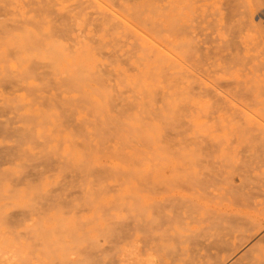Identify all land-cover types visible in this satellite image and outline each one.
<instances>
[{
	"label": "rangeland",
	"instance_id": "obj_1",
	"mask_svg": "<svg viewBox=\"0 0 264 264\" xmlns=\"http://www.w3.org/2000/svg\"><path fill=\"white\" fill-rule=\"evenodd\" d=\"M255 2L0 0V164L6 152L16 160L0 179L9 243L40 250L30 216L58 202L78 223L91 215L97 234L72 248L105 249L95 264H217L206 246L217 235L233 242L236 228L217 209L246 192L239 175L264 190L253 172L264 159V0ZM173 223L198 242L161 244Z\"/></svg>",
	"mask_w": 264,
	"mask_h": 264
},
{
	"label": "bare ground",
	"instance_id": "obj_2",
	"mask_svg": "<svg viewBox=\"0 0 264 264\" xmlns=\"http://www.w3.org/2000/svg\"><path fill=\"white\" fill-rule=\"evenodd\" d=\"M189 1V0H188ZM200 1V0H199ZM202 1V0H201ZM254 3H256V0H253ZM50 2V1H49ZM48 2V3H49ZM198 2V1H197ZM47 3V5H48ZM170 3V1H169ZM172 3V2H171ZM260 3V2H259ZM258 5V2H257ZM262 6V5H261ZM56 7V6H55ZM217 9V8H216ZM258 9V7H257ZM263 9V8H262ZM57 10V9H56ZM221 10V9H220ZM58 11V10H57ZM222 11V10H221ZM59 14V13H58ZM47 15V14H46ZM223 15V14H222ZM52 17V16H51ZM219 17V16H218ZM49 18V17H48ZM51 19V18H50ZM36 20V19H35ZM31 21V20H30ZM45 21V19L43 20ZM25 23V22H24ZM47 25V24H46ZM31 26V25H29ZM22 27V26H20ZM24 29V27H23ZM44 29V27L42 28ZM41 29V31H42ZM225 30V27H224ZM255 31V30H254ZM253 32V31H252ZM30 33V32H29ZM32 33V32H31ZM255 33V32H254ZM26 34V32H25ZM48 34V33H47ZM227 34V33H226ZM24 35V34H23ZM33 35L35 36H28V40L29 43H33L35 46H41V42L43 40V36L41 34V38L39 37V34L36 35L33 33ZM44 35V34H43ZM253 35V34H252ZM250 36V35H249ZM259 36V35H258ZM21 37V36H20ZM49 39L52 37L48 36ZM46 37V39H47ZM254 37V35H253ZM252 37V38H253ZM18 38V37H17ZM248 39V38H247ZM254 39V38H253ZM19 40V39H17ZM48 40V39H47ZM59 40V39H58ZM57 40V41H58ZM21 41V39H20ZM45 41V40H44ZM43 41V43H44ZM55 41V39H54ZM53 41V42H54ZM249 41V39H248ZM54 44V43H53ZM23 46V45H22ZM26 46V44H24V47ZM46 46V44H45ZM52 46V45H51ZM54 47V45H53ZM42 48V47H41ZM36 49V48H35ZM45 48H43L44 50ZM42 50V49H41ZM58 52V51H56ZM53 54V53H52ZM41 57V56H40ZM79 79V78H78ZM77 79V80H78ZM250 92V91H249ZM253 94V93H252ZM251 94V95H252ZM236 101V100H235ZM258 104V103H256ZM247 111V110H246ZM253 115V113H252ZM258 117V115H257ZM259 118V117H258ZM262 120V119H261ZM4 122V121H3ZM264 122V121H263ZM252 122L248 121L247 125L248 127L251 126ZM242 126V125H241ZM245 127V126H243ZM255 127V126H254ZM240 129H242V127H240ZM245 129V128H244ZM253 129V128H252ZM243 130V129H242ZM241 130V131H242ZM244 131H248V130H244ZM253 134V132H252ZM5 137V136H3ZM249 140V139H248ZM7 141V140H6ZM264 141V137L261 138L260 140V144H262V142ZM5 143V142H4ZM253 143V140H252ZM255 143V142H254ZM264 143V142H263ZM1 144V141H0ZM0 147H4V146H0ZM262 147V146H261ZM242 150V149H241ZM264 155V151L262 152ZM240 156V155H239ZM264 157V156H263ZM262 157V158H263ZM2 159V163L0 164V179L3 180H7V178H9V176L12 174V172L14 171L11 168V164H13L16 160H11V156L8 152H6L4 155L1 156ZM259 160V159H258ZM258 162V161H257ZM242 163V162H241ZM245 164V163H244ZM8 166V167H4V166ZM246 168L248 166H245ZM245 170V168H244ZM242 172V171H241ZM240 172V173H241ZM253 172L255 173H260V175H264V159H262L260 165L258 167H255V169L253 170ZM42 174V171H38L37 172V176L40 177ZM245 174L250 175V173L248 171L245 172ZM256 177V176H255ZM253 178V177H252ZM239 179L241 180L242 183V189L243 191L245 190L246 192L241 193L240 195H235L234 196V207L230 206V205H226L224 207H222L223 209H217V211L222 212L224 214V216L226 217V219L230 222L233 221L234 224L236 225V228L234 229V241L231 242L230 239L226 238V234L224 235H217L215 236L216 239H214L213 242H210L209 245L206 246L207 249H212L215 251V253H213L212 255H209L208 259L210 260V256L215 258V261L217 262V264H223L225 261L228 260V258H230L233 253H234V259L236 258L237 255H239V250L240 248H242L243 246L249 245L251 244V242H253L254 240H256V245L252 248V250L244 255L242 258H240V260H238V262L234 263V264H264V190L260 189L262 193L259 192H255L256 190H258V188L256 187H249L247 186L248 182L244 183L246 177L245 175H239ZM260 179V178H259ZM264 180V179H263ZM255 181V180H253ZM259 181V180H258ZM257 182V181H256ZM263 183V182H262ZM264 185V184H263ZM240 186V185H239ZM249 187V188H248ZM259 188H261L259 186ZM116 204V203H115ZM157 204V203H156ZM217 205V204H216ZM63 206V204H60L58 202H54L51 205V208L48 207V209L51 211H47V210H40L39 212H37L36 214H32L30 216V220H31V224L29 225L28 228H30V231H38L39 236H40V241L41 244H38L39 246L41 245V249L37 251V249L35 248V250H33V253H29L27 252V250H23L22 247L18 248L16 247V245L14 246L13 244L9 243L10 241L7 239L6 235L5 236L2 234V232H0V253H3L5 251V249L7 250L6 252L9 253L10 251L13 253L12 257H10L7 260L9 261H5V263H2V259H4V256L2 259H0V264H56L57 262L59 264H95L96 262L91 259V257L93 255H91L94 252V249H96L97 247L94 246V248H92L91 250L93 251H88L89 247H87V251H77L75 252L72 248V244L73 242H75V240H77L79 236H83V240L85 239L86 241L92 240L94 239V235H96L97 233L95 232V229H92L91 227V221H92V217L91 215L88 214H82L81 215V222L82 224L78 223L75 221L76 218V214L74 211H67V212H62L61 207ZM210 207V206H209ZM5 208V207H4ZM215 211V210H214ZM109 213V212H108ZM110 215V214H109ZM112 216V215H111ZM221 216V215H220ZM1 217V215H0ZM210 217V216H209ZM222 217V216H221ZM66 218V219H65ZM113 218V217H112ZM184 218V217H183ZM188 218V217H187ZM160 219V218H159ZM220 219V218H219ZM106 219H104L105 221ZM108 220V219H107ZM134 220V219H132ZM206 220V219H205ZM95 221V220H94ZM136 221L139 223L140 220ZM134 220V222H136ZM143 221V220H142ZM153 220H151L152 222ZM156 221V218H155ZM222 221V220H221ZM106 222V221H105ZM108 222V221H107ZM118 222V221H117ZM133 222V223H134ZM161 222V221H160ZM171 222V221H170ZM227 223V221H225ZM77 223L80 224L77 226ZM94 223V222H93ZM3 224V223H2ZM1 224V225H2ZM152 224V223H151ZM161 224V223H159ZM168 224V223H167ZM170 224V223H169ZM185 224V223H184ZM212 224V223H211ZM216 224V223H215ZM141 224H138V226ZM153 227L155 226V224H152ZM173 225V226H172ZM169 228L170 229H166L161 231V235L160 237H158V240L161 244H173L174 239L176 238V236H178L176 242L181 243V247L183 250L187 249L188 246V242H190L189 240H194L195 237H198L199 235H193L192 237V233L194 232V228H188L191 232V235H189L186 232H182L180 230L181 227H176V223H173ZM183 225V224H182ZM63 228L65 227L64 231H59L58 229H60V227ZM136 226V225H135ZM137 227V226H136ZM135 227V228H136ZM140 227V226H139ZM161 227V226H159ZM8 228V226H7ZM31 228L33 230H31ZM58 228V229H57ZM145 228V227H144ZM150 228V227H149ZM156 228V227H155ZM206 228V227H205ZM209 228V227H208ZM138 229V228H137ZM146 229V228H145ZM182 229V228H181ZM212 229V228H211ZM10 230V229H9ZM28 230V229H27ZM100 230V229H99ZM98 230V231H99ZM106 230V228L104 229ZM135 230V229H134ZM139 230V229H138ZM148 230V228L146 229ZM145 230V232H146ZM107 231V230H106ZM104 231V232H106ZM140 231V230H139ZM150 231V230H149ZM157 231V230H156ZM101 233H103V231H100ZM169 232V234L173 236H175V238H168L166 239V237H169L171 235L168 236H164L165 234L167 235V233ZM218 232V231H217ZM8 233V231L6 232ZM28 233V232H27ZM148 233V232H147ZM10 234V233H9ZM30 233H28L29 235ZM37 234V233H36ZM108 234V233H107ZM197 234V233H196ZM149 235V234H148ZM147 235V236H148ZM104 236V233H103ZM261 236V237H260ZM96 237V236H95ZM20 238V237H19ZM31 238V237H30ZM106 238V237H104ZM103 238V239H104ZM142 238V237H141ZM22 239V238H21ZM19 239V240H21ZM37 239V238H35ZM81 239V238H79ZM32 240V239H31ZM34 240V238H33ZM32 240V241H33ZM39 240V239H38ZM107 241V240H106ZM111 241V240H110ZM109 241V243H110ZM35 242V241H34ZM33 242V243H34ZM81 242V241H80ZM138 242V241H137ZM195 241L193 242V244ZM32 243V244H33ZM38 243V242H37ZM37 243H34L35 246ZM96 243V240H95ZM142 243V242H140ZM24 244V243H23ZM33 244V245H34ZM111 244V243H110ZM204 244V243H203ZM227 245L228 247H224V245ZM37 245V247H38ZM175 245H178V243ZM174 245V246H175ZM191 245V244H190ZM197 245V243L195 244V246ZM200 245V244H199ZM102 246V244L100 245ZM106 246V245H104ZM103 246V247H104ZM116 245H114L113 247H115ZM121 246V245H119ZM129 248L130 246L127 245ZM136 244L134 246H131L133 249H136ZM140 246V244H139ZM192 246V245H191ZM198 246V245H197ZM196 246V248H197ZM204 246V245H203ZM4 247V248H3ZM16 247V248H15ZM33 247V246H32ZM112 247V245H111ZM117 247V246H116ZM115 247V248H116ZM138 247V246H137ZM199 247V246H198ZM29 248V247H28ZM149 248V247H148ZM158 248V247H157ZM162 248V247H161ZM167 248V247H166ZM80 249V248H79ZM101 249V248H100ZM99 249V250H100ZM112 249V248H111ZM124 250V248H121V250ZM127 249V248H126ZM132 249V250H133ZM133 250L134 252H136V250ZM201 249V247L199 248ZM204 249V248H203ZM77 250V249H76ZM108 250V249H107ZM116 250V249H113ZM112 250V251H113ZM120 250V251H121ZM123 250L121 252H123ZM138 250V249H137ZM32 251V250H31ZM35 251V252H34ZM139 251V250H138ZM154 251V249L152 250ZM161 251V250H160ZM172 250L170 249V252ZM91 252V253H90ZM97 251L95 250V253ZM105 249L101 250L100 253L98 252L97 254V261L99 257H103L105 258V255H107L105 253ZM114 252V251H113ZM116 252V251H115ZM126 253H130L127 251H124ZM132 252V251H131ZM133 252V253H134ZM169 252V250H168ZM179 252V250H178ZM198 252V251H197ZM230 253L228 255H226V253ZM102 253V255H101ZM108 253V252H107ZM173 253V252H172ZM94 254V253H93ZM110 255V253H108ZM114 254V253H112ZM139 254V253H138ZM251 254V260H248L246 262H240L243 261L248 255ZM6 255V254H5ZM115 255V254H114ZM130 255V254H129ZM128 255V256H129ZM140 255V254H139ZM75 256V257H74ZM181 256V255H180ZM182 256H184L182 254ZM192 256V255H191ZM2 257V255H1ZM92 257V258H93ZM131 257V256H130ZM206 257V258H207ZM12 258V259H11ZM129 258V257H128ZM102 259V258H101ZM132 259V258H130ZM128 259V260H130ZM143 259V258H142ZM96 260V259H95ZM103 260V259H102ZM134 260V258H133ZM176 260V259H175ZM214 260V259H213ZM131 261V260H130ZM129 261V263H130ZM136 261V259H135ZM150 261V260H149ZM154 261V260H153ZM7 262V263H6ZM94 262V263H93ZM146 262V260H145ZM179 262V261H178ZM205 262V261H203ZM231 262V261H230ZM207 263V262H206ZM228 263V262H227ZM134 264V263H132ZM139 264V263H138ZM215 264V262H214ZM229 264V263H228Z\"/></svg>",
	"mask_w": 264,
	"mask_h": 264
}]
</instances>
